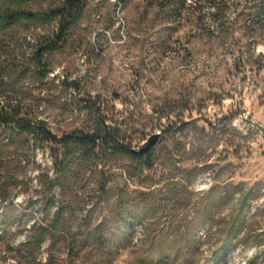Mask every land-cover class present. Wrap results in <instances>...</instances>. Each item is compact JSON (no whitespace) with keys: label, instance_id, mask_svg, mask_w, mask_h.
Returning <instances> with one entry per match:
<instances>
[{"label":"rangeland","instance_id":"374dc122","mask_svg":"<svg viewBox=\"0 0 264 264\" xmlns=\"http://www.w3.org/2000/svg\"><path fill=\"white\" fill-rule=\"evenodd\" d=\"M81 1L82 13L56 44L60 48L52 44L43 55L47 78L43 82L27 78L24 83V115L44 121L60 136L89 130L93 103L105 104L108 112L126 110L124 116L136 130L132 145L139 150L160 135V128L152 127L153 109L185 107L173 111L169 119L189 124L169 138L155 172H145L151 180L140 182L141 176L128 168L131 162L118 156L106 172L108 194L101 203L93 198L86 204L87 191L98 185L97 173L87 171L66 182L65 198L75 210L71 225L81 219L89 229L106 225L113 229L110 246L88 247L68 259L64 235L56 234L45 238L38 250L32 249L35 261L148 264L139 250L147 248L150 239H144L146 230L139 218L113 219L119 195L125 219L128 212L137 217L143 213L138 197L150 191L146 229L150 236L165 235L164 244H158V237L154 247L172 251L185 249L172 242L174 227L183 226L202 204L236 185L248 195L245 206L238 212V191L229 192L214 211L220 226L209 231L223 237L237 221L234 241L217 264H264V13L256 18L254 0H225L229 8L217 26L208 19L211 9L201 0H186L179 14L164 6L166 0ZM57 3L36 1L27 8L42 11ZM7 6L0 0V9ZM56 29L57 20H52L42 26L20 24L0 30V64L29 63L40 43L35 40L38 35L45 33L54 40ZM141 130L144 136L139 135ZM29 156L19 166L11 165L19 175L10 187L15 195L10 215L15 220L0 239V264L23 259L29 226L50 216L44 209L50 193L38 182L41 172L52 176L48 148L38 146ZM54 192L57 195L59 188ZM207 234L206 226L198 230L199 242L188 254L190 264H210L217 243L213 237L207 240ZM242 235L245 242H238ZM165 264L174 263L170 259Z\"/></svg>","mask_w":264,"mask_h":264},{"label":"trees","instance_id":"16d2710c","mask_svg":"<svg viewBox=\"0 0 264 264\" xmlns=\"http://www.w3.org/2000/svg\"><path fill=\"white\" fill-rule=\"evenodd\" d=\"M2 1L8 3V6L0 9V30L20 24L42 26L52 20H57V29L54 40L45 33L38 35V39L35 40L40 43L33 49L29 63L21 62L15 65L8 62L3 65L0 64V239L8 235L13 219L15 220V217L10 215L13 207L12 199L15 196H11L10 187L11 184L16 183L19 175L13 171L11 165L14 163L19 166L26 158H30V151L41 146L48 148L52 168V176L43 172L38 174L40 188L50 193L44 207L47 215L50 214V216L40 224L33 221L29 226V235L22 244L26 255L22 257L23 259H17L15 264H40L39 261H35L36 257L32 249L35 247L38 250L45 238L56 234L64 235L68 259L75 258L88 247L106 248L113 242V229L109 227L105 229L106 225H98L89 229L82 223V219L76 225H71L70 221L75 215V210L71 207V202L65 198L66 191L69 189L66 182L87 171L92 174L97 173L99 176L98 185L92 187L89 192L87 191L86 204H91L88 202H91L90 199L93 198L95 202L101 203L108 194L106 188L108 175L106 172L111 167L112 159L118 156H124L131 162L128 168L141 176L140 182L148 178L151 180L145 172H155V163L159 160L161 153L165 152L169 138L177 132H182L189 124L183 120L174 123L169 119L173 111L179 110L181 112L185 107L163 105L153 109L156 117L152 127L160 128V135L156 136L148 146L141 150L132 145L133 133L136 130L124 116L126 110L108 112L107 106L101 103L98 105L93 103L89 107V112L94 114L93 125L89 130H74L60 136L54 134L44 121L31 119L24 115L22 105L26 88L24 83H27V78L39 82H43L47 78L43 55L49 51L52 44L56 48H60L56 44L73 29L82 13L83 3L81 0H58L53 8L33 11L27 8V5L44 0ZM201 1H204L207 7L211 9L207 15L208 19L216 22L218 26L221 17L229 8V4L225 0ZM185 2L186 0H166L164 6L167 9L171 8L170 12L179 14ZM253 2L255 16L258 18L264 13V0H254ZM162 120L168 123L163 125ZM139 135L144 136V131L141 130ZM202 166L207 168V165ZM192 179V177L187 179L188 186L191 185ZM149 187L147 186V188ZM55 188H59L57 195L54 192ZM212 190L213 187H210L207 192L211 193ZM237 191L239 198L235 205L238 208L237 211L241 212L248 199L247 193L242 192L236 185L226 187L223 196L210 198L199 209L195 210L193 216L185 221L183 226L174 227L177 234L171 240L177 245L184 244L185 249L177 248L168 251L163 246L154 247L158 237L160 239L158 244H164L162 241L165 235L154 233L150 236L146 229L145 214L150 208L148 201L150 191L147 192L146 190L147 193L142 192L138 197L143 213L141 212L140 216L137 217L138 214L131 215L128 212L125 219L122 218L124 203L121 195H119L113 206V214L115 215L113 219L118 222H132L135 218H139V222L143 224L144 230H146L144 239H150L149 246L139 250L141 260L148 264H165L170 259L174 264H178L176 262L190 264L191 259L188 254L199 242L198 230L206 226L208 234L204 237L207 240L213 237L216 240L214 243H217L208 262L217 264L227 255L231 243L234 241L237 221L235 220L230 224L228 232L223 237L218 233L215 234L216 236L211 235L209 231L212 228L217 229L220 226L219 222H221L219 218H215L214 211L225 201L229 192L234 194ZM52 208H54L53 211L49 213ZM245 240L246 235H242L238 242H245ZM46 261L43 264H49V261Z\"/></svg>","mask_w":264,"mask_h":264}]
</instances>
